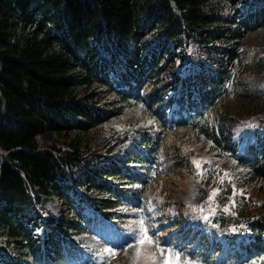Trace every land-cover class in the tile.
<instances>
[{"label": "trees", "instance_id": "trees-1", "mask_svg": "<svg viewBox=\"0 0 264 264\" xmlns=\"http://www.w3.org/2000/svg\"><path fill=\"white\" fill-rule=\"evenodd\" d=\"M259 3L264 8V0H0L2 264H28V256L37 264H43V258L44 264L50 263L61 256L62 234L67 240L68 230L77 229L78 215L72 206L81 210L76 205L89 202L102 211L113 207L98 196H114L103 180L120 174L96 164L101 154L94 148L98 149L103 125L125 111L106 102L108 94L115 93L114 76L124 79V70L133 64L142 83L154 76L148 109L157 104L162 112L176 75L167 64L172 56H180L181 42L187 37L200 45L206 61L197 67L193 83L188 79L199 91L200 103L192 105L196 111L189 117L198 123L220 96L235 62L242 81L246 79L240 44L263 29L264 11L246 25L238 13ZM256 72L249 77L258 78L259 87L230 90L234 99L250 100L247 111L232 112L225 96L212 127L206 129L201 123L199 130L217 152L229 145L231 123L264 125V60ZM132 91L139 98L141 90ZM129 96L127 92L122 100ZM244 113L248 115L241 117ZM259 140L249 162H239L249 171V182H264V139ZM174 164L177 171L186 169L177 159ZM54 195L70 206L57 220L45 212L46 199ZM250 209L252 215L240 211L238 216L246 217L250 235L262 245L253 248L255 260L244 264H264V202ZM39 222L50 228L43 230L45 256L38 254ZM214 222L222 224L217 218ZM7 246L17 251L15 256L3 251Z\"/></svg>", "mask_w": 264, "mask_h": 264}, {"label": "rangeland", "instance_id": "rangeland-1", "mask_svg": "<svg viewBox=\"0 0 264 264\" xmlns=\"http://www.w3.org/2000/svg\"><path fill=\"white\" fill-rule=\"evenodd\" d=\"M244 53L246 61L257 64V57L264 55V29L258 33L247 36L243 41ZM262 63L250 68L251 72L256 73V67ZM110 99H112L110 97ZM229 108L232 112L238 113L241 110L247 111L250 100L245 98H228ZM143 115V113H141ZM140 114V109H133L126 116L119 120H114L106 124L101 131L104 135L101 140L109 136V130L112 127L114 133L127 134V139L121 150L130 146L132 143V133L139 125H149L150 122ZM248 113H244L241 117H246ZM114 123V124H113ZM233 133L231 142L236 141L240 135L244 136L240 146L246 144L251 136L254 138V132L257 131L250 126L244 127V123L229 125ZM118 134V136H120ZM96 138V136H95ZM118 138V137H117ZM165 144L174 150L176 156L180 155L185 170L177 171L174 175L169 173L166 177L159 176L154 182L147 187L146 193V210L151 212L160 209L158 218L152 221L158 223L160 219L166 218L171 221L179 220L181 227H185L186 231L200 229V224L208 221L215 213H230L241 202L245 203L248 208L255 207L264 202V182L247 181V171L237 166L233 160H230L221 152L209 146L200 136H196L193 129H182L169 133L165 138ZM231 147V146H230ZM196 161L200 167L198 168ZM215 195L213 196V192ZM227 195L225 203L220 204L218 200L220 193ZM210 196L212 197L210 199ZM168 205V206H166ZM59 205L54 197L48 201V211L51 217H56ZM250 215L254 213L253 209H248ZM151 214V213H150ZM137 212H133L132 216H136ZM158 219V220H157ZM167 225V224H166ZM120 228L123 231L115 230L108 236L96 238L93 235L81 234L76 239L81 244L85 253L91 255L92 259L85 264H163V259L159 256L155 244L162 242L167 246V235L160 233L158 228L152 232V240L155 244H137L136 240L140 237V223L130 220L126 224H122ZM126 229V230H125ZM242 226L231 228L230 231L237 232ZM174 236V234H172ZM216 234L212 237L216 239ZM124 242L125 252L121 254L115 249L118 243ZM129 245H132L129 247ZM110 246V247H108ZM233 249H238V244L233 245ZM112 248V251L108 249ZM169 249L166 248V252ZM227 250L225 245L223 251ZM209 264L203 260L192 258H181L180 264ZM213 264V263H211Z\"/></svg>", "mask_w": 264, "mask_h": 264}, {"label": "snow or ice", "instance_id": "snow-or-ice-1", "mask_svg": "<svg viewBox=\"0 0 264 264\" xmlns=\"http://www.w3.org/2000/svg\"><path fill=\"white\" fill-rule=\"evenodd\" d=\"M193 163H196L198 168L200 167V165L196 161H193ZM214 195H215V191L213 192V196ZM211 198L212 197L210 196V199ZM140 224H141L140 237L139 239L136 240V243L141 245L145 243L155 244V241H153L152 237L149 236L148 234V229L143 226L144 222L142 220L140 221ZM131 246L132 245H129V247ZM155 246L158 249L160 257L163 259V264H180L181 257L179 253L174 252L172 250H168L167 252H165V250L161 248L159 244H155ZM108 251H112V250L108 249ZM184 264H188V262L185 261Z\"/></svg>", "mask_w": 264, "mask_h": 264}]
</instances>
